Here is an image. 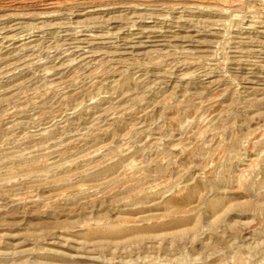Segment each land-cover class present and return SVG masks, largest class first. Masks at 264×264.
I'll return each instance as SVG.
<instances>
[{
    "label": "rangeland",
    "instance_id": "1",
    "mask_svg": "<svg viewBox=\"0 0 264 264\" xmlns=\"http://www.w3.org/2000/svg\"><path fill=\"white\" fill-rule=\"evenodd\" d=\"M0 264H264V0H0Z\"/></svg>",
    "mask_w": 264,
    "mask_h": 264
}]
</instances>
